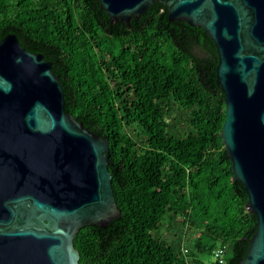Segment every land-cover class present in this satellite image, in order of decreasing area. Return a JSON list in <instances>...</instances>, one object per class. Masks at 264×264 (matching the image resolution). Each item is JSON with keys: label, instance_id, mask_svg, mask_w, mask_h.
<instances>
[{"label": "trees", "instance_id": "1", "mask_svg": "<svg viewBox=\"0 0 264 264\" xmlns=\"http://www.w3.org/2000/svg\"><path fill=\"white\" fill-rule=\"evenodd\" d=\"M7 34L51 64L64 112L108 144L120 214L76 233L77 264H207L222 245V264L243 259L248 240L238 238L251 237L255 216L224 158L216 55L201 29L168 21L159 3L125 24L95 0H0ZM173 225L193 234L188 248L161 237Z\"/></svg>", "mask_w": 264, "mask_h": 264}, {"label": "water", "instance_id": "2", "mask_svg": "<svg viewBox=\"0 0 264 264\" xmlns=\"http://www.w3.org/2000/svg\"><path fill=\"white\" fill-rule=\"evenodd\" d=\"M128 24L154 3L168 21L201 29L216 55L223 95L219 137L233 179L255 216L245 256L264 264V0H95ZM108 144L63 110L51 64L0 39V264H77L73 238L118 217L106 170Z\"/></svg>", "mask_w": 264, "mask_h": 264}, {"label": "rangeland", "instance_id": "3", "mask_svg": "<svg viewBox=\"0 0 264 264\" xmlns=\"http://www.w3.org/2000/svg\"><path fill=\"white\" fill-rule=\"evenodd\" d=\"M171 123L173 128H175L174 130L176 129L179 130L180 128L186 126L184 118H181L179 114H175V116L172 117ZM160 235L161 237L165 238L167 241L178 242L181 250L183 248H188L193 238V234H191V232L186 231L184 228H181L176 225L168 226V227L163 226L161 228ZM202 258L207 264L214 262L212 257L210 256H206Z\"/></svg>", "mask_w": 264, "mask_h": 264}, {"label": "built area", "instance_id": "4", "mask_svg": "<svg viewBox=\"0 0 264 264\" xmlns=\"http://www.w3.org/2000/svg\"><path fill=\"white\" fill-rule=\"evenodd\" d=\"M225 250L226 247L224 245L218 246L210 251V257H212L213 261L217 262V264H222ZM183 252L186 253V249H184Z\"/></svg>", "mask_w": 264, "mask_h": 264}]
</instances>
